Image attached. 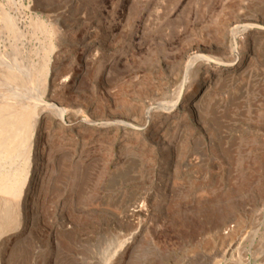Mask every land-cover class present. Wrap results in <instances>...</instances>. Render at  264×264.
<instances>
[{"label":"rangeland","instance_id":"obj_1","mask_svg":"<svg viewBox=\"0 0 264 264\" xmlns=\"http://www.w3.org/2000/svg\"><path fill=\"white\" fill-rule=\"evenodd\" d=\"M0 106V264H264V0H0Z\"/></svg>","mask_w":264,"mask_h":264},{"label":"bare ground","instance_id":"obj_2","mask_svg":"<svg viewBox=\"0 0 264 264\" xmlns=\"http://www.w3.org/2000/svg\"><path fill=\"white\" fill-rule=\"evenodd\" d=\"M8 26V25H7ZM251 26H253V23H247V24H245L244 25V29L245 30H248V28L249 27H251ZM232 29H230L229 30V32H230V34H231V31ZM236 36V35H235ZM235 46H236V44H235ZM237 47V46H236ZM235 53H237V51L235 50ZM198 57V58H202V59H206L207 61H210V58L208 57V56H206V55H202V54H197V53H194V54H192L190 57ZM189 57V58H190ZM212 60V59H211ZM204 61V60H203ZM213 61V60H212ZM186 62V61H185ZM214 62H216V61H214ZM217 62H219V61H217ZM232 63V62H231ZM186 64V63H185ZM229 64V63H228ZM188 66V65H187ZM46 68V67H45ZM48 70V69H47ZM185 70V69H184ZM186 71V70H185ZM184 71V72H185ZM47 72V71H46ZM46 76H47V74H46ZM50 80V79H49ZM52 81V80H51ZM8 86V85H7ZM13 89V88H12ZM14 90V89H13ZM17 96V95H16ZM14 97V96H13ZM10 102V101H9ZM44 102V101H43ZM52 105H53V103H51ZM175 104H177V103H175ZM175 104L173 105V106H175ZM179 104V103H178ZM3 106V105H2ZM4 106H6V105H4ZM10 106V111H11V109H12V105H9ZM8 105H7V107H9ZM21 106V105H20ZM28 106V105H27ZM53 106H55V105H53ZM1 107V106H0ZM2 108L4 109V107H1L0 108V110H2ZM22 108V107H21ZM23 109L24 108H22V111H23ZM61 110L60 112H61V115H60V120L61 119H63V117H62V114H63V111H65L64 110V108L62 109L61 107H58V110ZM27 111H29L30 112V110H27ZM59 112V111H58ZM150 112H151V108H148L147 109V111H146V115L148 116L149 114H150ZM1 113V112H0ZM28 112H14L13 110H12V113H11V117L12 118H14V120L15 119H19L21 122H20V124L21 123H23V127L25 128V129H29V119H28V114H27ZM9 114V113H8ZM10 117V116H9ZM10 120V119H9ZM8 119H7V117H5L4 115H0V149L4 152V153H6V154H8V156H9V154L13 151V147H14V145L15 144H18V140H19V138H18V135H19V133L21 132L20 130H21V128H23V127H19V126H15L14 125V122L12 123L11 121H9ZM13 120V121H14ZM18 120V121H19ZM17 125L19 124V123H16ZM32 124V123H31ZM103 125L104 126H107V127H109V126H116L117 128H137V127H135L134 125H132L131 123H129V122H126V121H124V120H112V121H110V122H104L103 123ZM5 127H6V129H5ZM7 131V133H8V135L6 136V135H3L2 134V132L3 131ZM5 133V132H4ZM21 134V133H20ZM1 135H3L2 137H1ZM22 135V134H21ZM23 136V135H22ZM18 139V140H17ZM20 140H21V138H20ZM21 141H19V143H20ZM18 147H20V145H18ZM15 150V149H14ZM17 153V152H16ZM13 154V153H12ZM14 155V154H13ZM190 159V158H189ZM197 158H191L190 160H188V162L190 161V162H192L193 163V161L194 160H196ZM195 162V161H194ZM1 173H3V172H1ZM1 176H3V175H1ZM3 178V177H2ZM1 178V179H2ZM4 178H5V176H4ZM0 179V180H1ZM6 179H7V176H6ZM5 179V180H6ZM11 179V178H10ZM10 181V180H9ZM2 182V181H1ZM0 182V183H1ZM13 182V181H12ZM12 182L10 183V184H12ZM3 184H5V183H3ZM9 184V185H10ZM14 184V183H13ZM7 185V184H6ZM9 185H8V188H9ZM2 187L3 186H1V190H2ZM13 187H14V185H13ZM12 187V188H13ZM11 188V187H10ZM15 188V187H14ZM6 192H8V193H10L11 192V190L9 189H6L5 190V193ZM14 192H15V190H14ZM13 192V193H14ZM143 202V201H142ZM149 209V208H148ZM147 209V210H148ZM147 210H144V208H143V206L142 205H139V204H136V205H134L133 206V208H131V210L128 212L129 213V215L131 216V217H135V216H140V215H146L147 214ZM143 211H145V212H143ZM1 231V230H0ZM126 238V237H125ZM225 238V237H224ZM1 241V240H0ZM129 241L127 240V239H124V240H122V244H127ZM235 242H236V240H233V241H231L230 243H229V245H232V246H235ZM231 248V247H230ZM222 249V248H221ZM227 249V248H226ZM229 249V248H228ZM226 253V252H225ZM124 255V251H114L113 252V254H110V256H103V258H102V261H103V264H109V259H110V257H122ZM133 258V257H132ZM205 260H202V259H197V260H195V264H205V262H204ZM161 262V261H160ZM208 263V262H207ZM206 263V264H207ZM111 264V263H110ZM213 264H218V262H214Z\"/></svg>","mask_w":264,"mask_h":264}]
</instances>
